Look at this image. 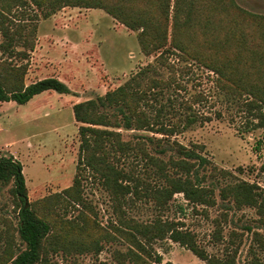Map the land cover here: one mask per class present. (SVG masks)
Listing matches in <instances>:
<instances>
[{"label": "rangeland", "instance_id": "1", "mask_svg": "<svg viewBox=\"0 0 264 264\" xmlns=\"http://www.w3.org/2000/svg\"><path fill=\"white\" fill-rule=\"evenodd\" d=\"M236 1L247 11L264 15V0ZM0 24L14 31L19 25L37 29L35 48L29 51V58L14 59L18 65H28L26 84L54 77L71 89L70 94L45 92L26 105L0 103V157L12 155L22 163L30 202L61 193L73 185L81 145V124L75 120L74 106L103 97L128 82L140 90L147 89L152 80L169 84L150 93L145 109L152 117L159 115V123L176 127L177 134L165 137L151 131L122 129L125 141L143 139L148 153L166 162L181 157L176 143L197 151L209 161L199 168V177L204 175L205 184L215 190L213 207L194 206L178 194L161 210L147 194H131L119 210L120 202L87 170L83 184L85 206H69L61 209L60 215L70 221L83 213L91 219L94 226L89 227V234L99 239L101 249L52 252L50 258L54 263L134 264L123 257L131 246L116 230L122 228L120 221L125 216L143 223L157 218L174 221L211 257H223L228 247L241 244L238 264H251L252 232L246 228L257 231L259 216L255 209L239 211L220 197L223 187L240 180L256 182L264 189V128L255 127L257 121L245 111L244 99L224 94L217 88L213 73L187 64L177 55L168 60L177 70L174 76L167 64L142 53L138 32L101 9L67 7L50 13V9L33 4L12 6L7 0H0ZM3 40L0 32V44ZM7 56L0 54L1 59ZM187 66L190 71L181 70ZM200 95L204 100L195 104L194 99ZM193 114L198 121L186 128L187 117ZM115 158L121 169L140 180L142 187L164 183L157 178L155 164L139 150L125 157L111 156L113 162ZM214 167L229 171L230 175L213 176ZM11 187L0 185V229L10 222L13 227L18 226ZM233 231L244 236L237 238ZM261 232L264 233V228ZM106 233L112 237L104 239ZM90 235L85 239L90 241ZM15 240L18 249L25 248L18 233ZM2 250L0 246V253ZM152 253L162 257L161 264H207L187 247L169 239L154 242Z\"/></svg>", "mask_w": 264, "mask_h": 264}, {"label": "trees", "instance_id": "2", "mask_svg": "<svg viewBox=\"0 0 264 264\" xmlns=\"http://www.w3.org/2000/svg\"><path fill=\"white\" fill-rule=\"evenodd\" d=\"M12 6L35 5L50 9V13L67 7L101 9L119 23L138 32V41L146 57L155 56L157 62L167 64L174 76L177 70L168 63L172 55H177L187 64H194L213 73L217 88L224 94L244 99L243 107L257 123L256 128H264V15L252 13L242 8L236 0H7ZM29 29V30H28ZM36 31L25 25L16 31L0 24L4 40L0 44V103L15 102L26 105L36 96L45 92L70 94L71 89L63 81L44 78L26 84L28 65H18L29 58V51L35 48ZM18 47L23 49L18 51ZM182 68L190 71L191 67ZM162 80H152L145 90L134 88L131 82L109 91L105 96L80 102L74 106L75 120L81 124L80 151L77 174L73 185L61 193L45 197L35 202L29 201V191L24 167L14 156L0 157V185H12L10 193L16 212L18 226L10 222L0 229V264H56L50 254L59 250L100 251V241L90 235L91 219L83 213L76 220H65L61 209L83 205L84 180L87 170L99 178L104 188L119 201L118 209L131 194H147L155 201L157 208L165 210L178 194L194 206L216 205L215 190L205 184V176L200 179L199 168L209 164L197 151L178 143V159L167 162L152 156L147 151L143 139L125 141L120 130L151 131L165 137H174L176 127L159 123L160 116L152 117L145 109L150 93L154 89L168 86ZM204 100L202 95L194 103ZM192 109L191 104H187ZM156 118V119H154ZM197 115L187 117L186 128L198 121ZM159 126V127H157ZM139 150L153 162L156 174L161 179L155 187H142L139 179L121 169L111 156L125 157ZM113 154V155H112ZM170 169L173 173H170ZM243 172V169H240ZM230 172L212 169V175ZM145 192V193H144ZM223 201L234 204L237 210L255 209L259 216L257 231L252 232L251 264H264V189L258 183L240 180L227 184L220 191ZM122 228L116 230L131 248L124 255L134 264H161L162 257L152 253V244L158 240H172L187 247L207 264H238L241 244H233L223 257L206 254L197 245L193 236L183 231L174 221L157 218L150 223L137 222L125 216ZM25 245H16L15 235ZM233 236L243 237L244 233L233 231ZM91 236V240L85 237ZM112 237L104 234V239ZM134 248V249H133ZM121 257V255H120ZM169 264V263H168Z\"/></svg>", "mask_w": 264, "mask_h": 264}]
</instances>
